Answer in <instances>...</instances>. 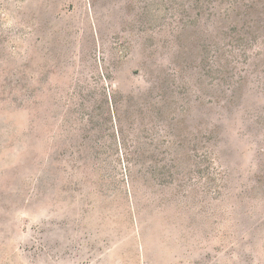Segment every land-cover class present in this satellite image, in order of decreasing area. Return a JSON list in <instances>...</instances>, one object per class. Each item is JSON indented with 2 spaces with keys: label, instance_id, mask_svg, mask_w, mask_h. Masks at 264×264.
Masks as SVG:
<instances>
[{
  "label": "rangeland",
  "instance_id": "374dc122",
  "mask_svg": "<svg viewBox=\"0 0 264 264\" xmlns=\"http://www.w3.org/2000/svg\"><path fill=\"white\" fill-rule=\"evenodd\" d=\"M0 264H264V0H0Z\"/></svg>",
  "mask_w": 264,
  "mask_h": 264
}]
</instances>
